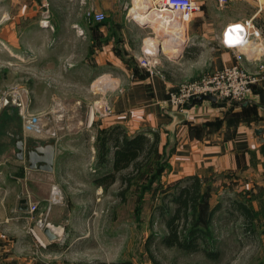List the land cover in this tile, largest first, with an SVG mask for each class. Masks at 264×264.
Here are the masks:
<instances>
[{"label": "crops", "instance_id": "1", "mask_svg": "<svg viewBox=\"0 0 264 264\" xmlns=\"http://www.w3.org/2000/svg\"><path fill=\"white\" fill-rule=\"evenodd\" d=\"M58 1L62 0H37V5L53 4L57 7L51 10L57 14L62 8ZM64 1L67 4L62 11L68 12L63 24L53 21L48 28L41 23L39 27L44 33L50 30L56 34L49 43L50 54L64 45L70 47L75 35L92 42L96 50L91 63L98 67L93 80L107 75L106 81L112 84L108 90L113 107L97 124L99 129L120 126L128 134L158 131L162 145L173 144L169 181L198 176L203 184L232 188L233 199L245 204L251 212L248 229L242 213L232 206L241 220V230L249 241L260 242L264 257V71L246 101L197 97L178 110L168 100L169 91L179 83L199 79L234 63L238 52L251 69L258 68L259 60L264 62V0H195L200 8L193 16L183 20L174 16L170 22L165 21L174 32L170 36L159 34L155 22L142 17L154 15L156 0ZM68 6L75 14L71 15ZM89 10L104 12L105 20L89 19ZM73 15L81 19L67 20ZM235 24L236 31L248 24L259 31V36H251L242 49L232 47L236 44L232 42L239 40L237 32L229 35ZM228 26L231 27L227 38L231 42L227 45L223 37ZM60 31L63 35L58 38ZM155 36L158 40L172 39L171 47L177 51H160L162 46L147 41ZM146 52L151 53L149 58L158 60L160 72H151L141 64ZM41 59L37 56V63ZM49 141L52 139L31 141L19 137L15 140V155L9 143L0 144V264H62L57 253L68 237L69 211L64 200L52 206L48 201L55 191L63 197L59 187L65 181L63 167L74 166L76 160L73 154L66 157L60 154L57 141L53 140L56 142L53 169L32 167L27 159L28 149ZM19 142L23 145L21 153ZM96 189L97 193L103 191L101 185ZM32 204L39 208L33 216ZM45 216L60 237L50 238L38 224L40 217Z\"/></svg>", "mask_w": 264, "mask_h": 264}, {"label": "rangeland", "instance_id": "2", "mask_svg": "<svg viewBox=\"0 0 264 264\" xmlns=\"http://www.w3.org/2000/svg\"><path fill=\"white\" fill-rule=\"evenodd\" d=\"M57 3L62 8L55 14L51 9L57 6L46 2L40 7L37 0H0V144L9 143L15 155L19 137L52 139L60 154L75 155L74 166H61L65 181L59 185L63 190L59 200L66 202L70 222L57 260L62 264H264L260 242L245 237L241 220L230 205L233 189L213 183L203 185L202 203L215 210L210 224L205 225L208 235L198 241L199 249L189 251L164 243L166 219L175 204L169 202L171 211L165 214L157 207L164 194L174 190V183L168 180L173 144L162 145L161 136L158 152L126 191V184L117 179L97 193L95 178L111 170V166H98L96 140L97 124L113 107L108 90L112 84L93 80L98 68L91 63L96 49L79 35L73 37L70 47L64 45L50 54L49 43L56 34L42 32L39 23L47 28L53 21L63 24L68 11L62 9L67 3ZM70 19L81 17H67ZM63 31L57 33L58 38ZM156 68L160 69L158 63ZM33 115L41 119L43 131L26 129L25 123Z\"/></svg>", "mask_w": 264, "mask_h": 264}, {"label": "trees", "instance_id": "3", "mask_svg": "<svg viewBox=\"0 0 264 264\" xmlns=\"http://www.w3.org/2000/svg\"><path fill=\"white\" fill-rule=\"evenodd\" d=\"M148 133H152L149 135ZM128 134L120 126L98 130L97 164L100 167L111 166V170L95 178V183L107 187L120 179L126 184V191L132 180L138 175L159 150L160 134L158 131ZM210 184V183H209ZM203 181L198 176H190L174 182V190L165 193L162 203L158 205L160 214L171 211L170 203H174L173 214L166 219L167 234L163 237L166 245L184 250L199 249V240L208 235L205 225L210 224L214 208L211 210L202 203ZM207 189H210L209 186ZM231 206L238 209L244 217L246 228L250 229L251 212L248 207L233 198H229ZM229 205V207H230ZM199 206V216L197 217ZM211 256H216L213 252ZM97 264H132L131 262H99Z\"/></svg>", "mask_w": 264, "mask_h": 264}, {"label": "built area", "instance_id": "4", "mask_svg": "<svg viewBox=\"0 0 264 264\" xmlns=\"http://www.w3.org/2000/svg\"><path fill=\"white\" fill-rule=\"evenodd\" d=\"M156 4L157 10L168 11L166 14L168 17L171 14L180 17L181 20L193 16L200 8V5L195 0H156ZM87 17L101 22L105 20L106 14L102 11L89 10ZM236 25H232L233 28ZM230 27L228 26L223 37V41L227 45L231 42L227 38V31ZM242 27L236 31L239 34V40L232 42L233 44L236 43L232 47L247 46L251 36H259V31L250 28L248 24H244ZM150 54V52H146V55L140 59V62L143 66L148 67L151 72H159L155 69L158 60L148 58ZM259 61L257 64L258 68L256 70L251 69L244 63L243 54L238 52L236 53V61L234 63L206 73L199 79L185 80L179 83L174 89L169 91L168 100L172 105L179 108L185 107L188 102L202 95H211L216 99L233 102L246 101L253 92V85L261 79V73L264 71V62ZM25 127L28 131L41 132L44 130L41 119L36 115L31 116L27 120ZM57 193V191L53 192L50 202L56 203L59 201L60 197ZM49 209L50 206H47L46 211L48 212ZM38 210L39 208L36 204L30 206L32 216ZM47 223V217L45 216L39 219L38 224L45 228ZM37 239L40 241L38 236Z\"/></svg>", "mask_w": 264, "mask_h": 264}, {"label": "water", "instance_id": "5", "mask_svg": "<svg viewBox=\"0 0 264 264\" xmlns=\"http://www.w3.org/2000/svg\"><path fill=\"white\" fill-rule=\"evenodd\" d=\"M199 98L214 99V100L216 99L214 96H211V95H202ZM18 146L20 149V153L23 152L22 142H19ZM55 151H56V142L52 140V141L44 143L43 145H37L36 148L34 147L29 148L27 159L31 162L30 165L32 167H37V168L44 169V170H52L53 163H54V157H55ZM38 153H41V154H38ZM23 201H26V200H23ZM24 209L27 210L28 206L24 207ZM44 231L52 239L60 237V234L57 231H55L52 224H47L44 228Z\"/></svg>", "mask_w": 264, "mask_h": 264}, {"label": "bare ground", "instance_id": "6", "mask_svg": "<svg viewBox=\"0 0 264 264\" xmlns=\"http://www.w3.org/2000/svg\"><path fill=\"white\" fill-rule=\"evenodd\" d=\"M154 10H155L154 11L155 12L154 15H148V16L147 15H143L142 17H144V18H146L148 20L154 21L155 22V28H156V30H157V32L159 34H163L165 36L172 35L171 33H174V32H171L172 28H167L165 21L169 20L168 22H170L171 20L174 19V16L169 14V17H168V15H166L168 11H160V10H157V9H154ZM180 29H181V27H180ZM234 29L235 28H232V29L230 28L229 29V35L230 36H233V31L236 32V29L235 30ZM182 30H178V32H182ZM175 33H177V32H175ZM178 34L179 33H177V35ZM152 37H154V36H152ZM171 37H173V36H171ZM150 40H151V42H153V44L159 45L160 47L162 46L160 49H163L166 52L167 51H169V52H176L177 51L176 48L174 49V48L171 47L173 44L170 42L172 40L170 38H165V39L158 40V39H156V36H155V38H149L147 41H150ZM249 46H251V45H249ZM156 49H158V48H156ZM241 49H242V47H241ZM147 50H151V49H147ZM172 50H174V51H172ZM157 51H159V50H157ZM106 78H108L107 75L105 77H100L96 82H101L103 80H106Z\"/></svg>", "mask_w": 264, "mask_h": 264}]
</instances>
